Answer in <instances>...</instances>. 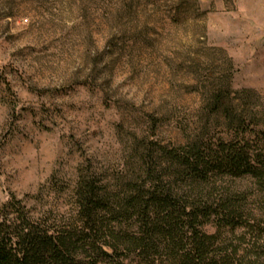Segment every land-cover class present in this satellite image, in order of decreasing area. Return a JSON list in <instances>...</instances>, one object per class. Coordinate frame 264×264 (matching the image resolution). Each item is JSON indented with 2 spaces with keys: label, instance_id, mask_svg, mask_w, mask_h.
<instances>
[{
  "label": "rangeland",
  "instance_id": "374dc122",
  "mask_svg": "<svg viewBox=\"0 0 264 264\" xmlns=\"http://www.w3.org/2000/svg\"><path fill=\"white\" fill-rule=\"evenodd\" d=\"M0 75V202L31 204L86 158L116 166L154 121L184 142L214 86L264 106V0H0ZM234 182L253 219L226 235L264 255V195Z\"/></svg>",
  "mask_w": 264,
  "mask_h": 264
},
{
  "label": "trees",
  "instance_id": "16d2710c",
  "mask_svg": "<svg viewBox=\"0 0 264 264\" xmlns=\"http://www.w3.org/2000/svg\"><path fill=\"white\" fill-rule=\"evenodd\" d=\"M215 87L184 142L160 140L154 121L116 166L86 158L31 204L0 202V264H264L226 235L253 219L234 181L264 195V106Z\"/></svg>",
  "mask_w": 264,
  "mask_h": 264
}]
</instances>
